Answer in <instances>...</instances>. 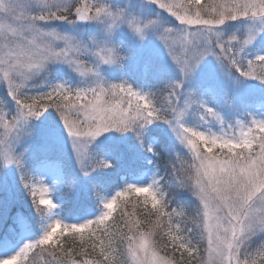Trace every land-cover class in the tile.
I'll return each mask as SVG.
<instances>
[{
  "label": "snow or ice",
  "instance_id": "snow-or-ice-1",
  "mask_svg": "<svg viewBox=\"0 0 264 264\" xmlns=\"http://www.w3.org/2000/svg\"><path fill=\"white\" fill-rule=\"evenodd\" d=\"M249 84L264 0H0V264H264Z\"/></svg>",
  "mask_w": 264,
  "mask_h": 264
},
{
  "label": "rangeland",
  "instance_id": "rangeland-1",
  "mask_svg": "<svg viewBox=\"0 0 264 264\" xmlns=\"http://www.w3.org/2000/svg\"><path fill=\"white\" fill-rule=\"evenodd\" d=\"M147 47V46H146ZM135 59L136 56L135 54L133 55V59L129 61V68L130 70L132 69V65L135 63ZM161 59L164 60L166 59V57L164 56L163 50L161 49ZM202 71H207V68L202 69ZM63 75L67 76V73H62ZM115 75H119L118 73H114ZM130 74L133 76H136L137 79H139V73L136 72L135 70H131ZM247 89L253 90L257 96H261L264 95V86L258 85V84H249L246 85ZM55 119L54 116H45L44 118H42V125H48L51 121H53ZM157 132L160 133L161 135L163 134L161 129H157ZM116 174L118 173H111V175L113 177L116 176ZM12 181L9 180V184H11ZM89 181L87 180H81L80 182V186H79V190L81 191V193H83L86 190V187L88 185ZM19 193L15 192V190L13 189H9V191L5 192L3 189H0V198L4 197V196H18Z\"/></svg>",
  "mask_w": 264,
  "mask_h": 264
},
{
  "label": "trees",
  "instance_id": "trees-1",
  "mask_svg": "<svg viewBox=\"0 0 264 264\" xmlns=\"http://www.w3.org/2000/svg\"><path fill=\"white\" fill-rule=\"evenodd\" d=\"M167 158V157H166Z\"/></svg>",
  "mask_w": 264,
  "mask_h": 264
}]
</instances>
